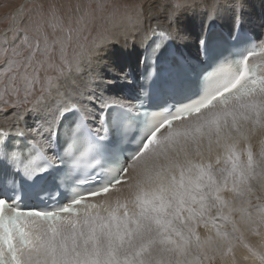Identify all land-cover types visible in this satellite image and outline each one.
Returning a JSON list of instances; mask_svg holds the SVG:
<instances>
[{
    "label": "snow or ice",
    "instance_id": "obj_1",
    "mask_svg": "<svg viewBox=\"0 0 264 264\" xmlns=\"http://www.w3.org/2000/svg\"><path fill=\"white\" fill-rule=\"evenodd\" d=\"M191 2L171 0L169 19ZM145 6L81 0L68 6L71 23L54 5L47 16L33 3L9 13L0 32V137L21 133L24 115L51 96L77 109V74L102 46L145 23ZM50 28L61 35L50 38ZM147 33L172 34L163 24H148ZM256 51L210 73L200 99L153 115L141 148L102 188L49 210L0 198V264H264V78L249 63ZM32 148L22 165L29 176L45 171L36 162L45 159L39 131ZM93 148L75 165L91 167Z\"/></svg>",
    "mask_w": 264,
    "mask_h": 264
},
{
    "label": "bare ground",
    "instance_id": "obj_2",
    "mask_svg": "<svg viewBox=\"0 0 264 264\" xmlns=\"http://www.w3.org/2000/svg\"><path fill=\"white\" fill-rule=\"evenodd\" d=\"M213 2L214 0H203L200 3L197 2V4L193 2L192 8L187 11L190 13L189 15L191 17L197 20L195 25L192 26V29L195 32L193 37H191L189 32L181 28L182 17L180 15L176 14L174 17L169 19L167 15L169 3L164 2L163 0L148 2L145 7L151 8L152 12L145 13V23L139 26L138 29L131 33L129 37H117L115 40L104 45L103 50L108 56L116 75L113 76L114 81L108 83L113 90H108L107 94L100 92V99L98 101L94 100L97 95L95 91V84L97 81L94 79L92 66L88 63L82 68L81 72L77 74L75 85H73V91L76 93L73 100L78 104L77 110H81L85 114L86 118L96 131H100V119L109 105L106 104L107 101H118V104L120 105L136 109V92H142V81L138 79L135 73L137 65H143L147 85L152 84L151 77L153 56L156 52L157 46L164 44L170 37L165 39L158 33H147L148 24H151L152 27H155L156 24H163L169 27L172 32L171 37L174 39L176 44H179L178 46L181 48H185L192 52L193 57L198 60V63H204V60L202 59L203 53L201 47L208 30L213 25L219 24L231 31H235L237 28H240L243 31L249 30L254 32L259 45L261 42H264V18L260 19L257 11L254 10V12L257 13L253 15V10L251 8L244 9V12L242 8L241 15L236 17L231 14H225L228 12H224L223 10H220V12L217 9L218 5H216V3L213 8ZM181 9L186 10V7ZM151 14L155 15L150 16ZM243 15L251 20L252 24H249ZM223 36L225 37L226 34L223 33ZM127 38H129L132 42L128 43ZM207 38L208 43L213 40L216 42L224 40L220 35V30L217 29L210 31ZM130 51L132 53V57L129 55ZM224 53H227V51L224 50ZM118 54L127 58L128 63L126 71L123 69V64L120 65L122 62L118 59ZM252 63H255L256 72L260 75V78H262L264 76V49H261L259 54L252 57ZM55 98L56 97L51 96L47 100L48 102H52ZM75 110L76 109L66 110V105L56 99L50 110H45L37 116L36 125L38 126H36L35 133L30 130L20 128L21 133L29 137L30 140H35L36 133L39 131L40 139L44 143V149L50 153L55 134L59 136L60 141H64L67 132L70 130L69 124L76 120V114L74 113ZM89 110L90 113L87 114ZM111 113V109L107 110V118L110 119ZM25 115H27V113ZM44 128H48L49 131H43ZM9 134V137L6 139L7 143L4 145L6 149H10L14 146V141L10 140V137L14 139L17 136H20L15 128L10 130ZM261 139H264V137H261ZM116 199V197L112 198L113 205H115ZM202 229V225L197 226V233L201 237L204 235Z\"/></svg>",
    "mask_w": 264,
    "mask_h": 264
},
{
    "label": "rangeland",
    "instance_id": "obj_3",
    "mask_svg": "<svg viewBox=\"0 0 264 264\" xmlns=\"http://www.w3.org/2000/svg\"><path fill=\"white\" fill-rule=\"evenodd\" d=\"M150 1L155 2V1H162V0H109L110 3L117 4V5H120L121 7H127V8L140 7V6L146 5ZM163 1L167 3L171 2V0H163ZM196 1L200 3L203 0H192L191 3L183 6V7H186V10L180 9L177 12V14L182 17L181 28L189 32L191 34V37H193L195 33L194 30L192 29V26L195 25V22L197 20L191 17L189 15L190 13L187 11L192 8L193 2L197 4ZM79 2H81V0H0V32H3L8 28V25H9L8 14L14 12L21 5L28 4L29 7H31L32 3L39 5L41 6L39 8V11L45 16L49 15L51 12V9L49 6L54 5L57 7L55 9L57 15L61 16L62 19H66L68 23H71L72 17L66 11L68 9V6L75 5ZM84 2L86 3L87 0H84ZM215 3L216 5H218L217 9L219 11L223 10L224 12L225 11L228 12L225 14H231L232 16L238 17L242 13V8H243V12H244V9L251 8L253 10L252 11L253 15L258 12L259 18L260 19L264 18V0H215ZM254 10L257 12L255 13ZM243 16L245 17V20L249 24H252L251 20H249L245 15ZM99 23L100 22H98V25ZM106 26L110 27L111 25H106ZM49 33H50V38H55L61 35L58 30L53 31L51 28L49 29ZM127 42L129 43L132 41L129 38H127ZM103 49H104V46H102V48L99 50L98 54L93 58V60L89 62V64L92 66V69L94 71V79L97 81V83L95 84V91L97 95L94 99L96 101L100 99V92L107 94L108 90H113L108 83L113 82L114 81L113 76L116 75L108 59V56L106 55ZM129 55L130 57H132L131 51ZM118 59L122 62L120 63V65L123 64V67H124L123 69L126 71V67L128 63L127 58L120 56V54H118ZM13 99H15V97H13ZM56 99L57 98H55L52 102H48V100L46 99L37 108H35L32 111L27 112V115H24L23 119L20 121L18 125L19 128H24V129L30 130L33 133H35L36 126H38L36 125L37 116L45 110H50L51 106L54 105V102ZM89 113H90V110L87 112V114Z\"/></svg>",
    "mask_w": 264,
    "mask_h": 264
}]
</instances>
